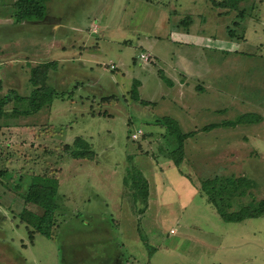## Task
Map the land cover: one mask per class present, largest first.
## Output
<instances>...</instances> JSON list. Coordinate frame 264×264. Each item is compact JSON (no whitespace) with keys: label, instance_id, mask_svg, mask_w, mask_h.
Masks as SVG:
<instances>
[{"label":"rangeland","instance_id":"374dc122","mask_svg":"<svg viewBox=\"0 0 264 264\" xmlns=\"http://www.w3.org/2000/svg\"><path fill=\"white\" fill-rule=\"evenodd\" d=\"M13 1L0 0L5 109L15 95L28 107L39 62L56 63L45 84L65 95L0 119V264H264V215L227 222L198 191L204 178L245 176L255 185L240 201L264 198V0H240L241 17L211 0H47L42 19L8 24ZM165 116L190 133L179 165L153 123ZM80 135L91 161L60 154ZM128 167L146 182L143 212ZM51 171L56 237L30 241L20 213L41 209L21 194Z\"/></svg>","mask_w":264,"mask_h":264},{"label":"trees","instance_id":"16d2710c","mask_svg":"<svg viewBox=\"0 0 264 264\" xmlns=\"http://www.w3.org/2000/svg\"><path fill=\"white\" fill-rule=\"evenodd\" d=\"M47 0H14L12 3L14 22L21 20L35 21L42 19L46 13ZM217 6L225 8L238 9L237 14L241 17L244 14L245 8H240V0H211ZM241 22L236 20L228 27V36L232 39L240 38L241 35L237 29L241 28ZM55 62H42L31 68L29 82L32 89L25 100H28V107L21 108L16 103L21 101V96H14V104L10 110H6L4 105L10 96L5 95L0 97V119L8 115H27L30 112L38 110L42 105H50L54 96H64L63 92H57L52 88H48L45 84L47 79V70L51 66H55ZM132 92V91H131ZM28 98V99H27ZM118 98L115 94L101 95L98 102H113ZM99 112V111H97ZM154 124L164 126L166 136L171 137V142H174V148L168 151V155L174 164L179 165L181 153L183 151V140L190 133L183 132L177 123L169 116L157 118L153 121ZM131 139V138H130ZM62 143V142H60ZM61 153L66 158L93 160L95 151L89 139L83 136H76L71 143H62ZM5 170V169H4ZM60 168L58 169V171ZM4 171L0 170V175ZM124 182L128 187L132 188L131 196L133 201H139L141 207L136 205L138 212H143L146 207V182L142 177L131 168H127V174ZM255 185V182L245 176H219L214 175L210 178L201 180V186L198 187L200 195L205 196L219 214L221 219L227 222H237L246 218H259L264 215V198L261 200H250L241 202V198L247 194L249 187ZM59 182L55 172L36 174L28 185L25 192L21 194L25 203L37 205L41 209V213L33 215L30 211L23 209L20 213V220L27 225V233L30 241L33 240L34 233L41 234L47 238L54 239L56 234L53 233L55 225L56 210H57V195ZM31 227V229L28 228Z\"/></svg>","mask_w":264,"mask_h":264},{"label":"crops","instance_id":"0c3cea01","mask_svg":"<svg viewBox=\"0 0 264 264\" xmlns=\"http://www.w3.org/2000/svg\"><path fill=\"white\" fill-rule=\"evenodd\" d=\"M11 7V9H12V5L10 6ZM10 18H8V19H6V22L9 24L10 22L12 23V24H18V23H20V22H22V24H24V21L23 20H21V21H18V22H16V23H13V20H12V18L9 20ZM184 33H179V32H176V37H178V38H175V39H178L179 41L180 40H183V37H184ZM10 37L11 36H9V39H10ZM39 63H42V62H39ZM38 63V64H39ZM12 76V75H11ZM10 74L8 75H6L5 77H4V79H9L10 77ZM3 78V75L2 74H0V78ZM29 79V78H28ZM8 95V94H7ZM16 185H17V183H16Z\"/></svg>","mask_w":264,"mask_h":264},{"label":"built area","instance_id":"2783aa9c","mask_svg":"<svg viewBox=\"0 0 264 264\" xmlns=\"http://www.w3.org/2000/svg\"><path fill=\"white\" fill-rule=\"evenodd\" d=\"M142 133V131L140 129H136L134 130L131 134H130V138L131 140H135L138 138V136H140V134Z\"/></svg>","mask_w":264,"mask_h":264}]
</instances>
